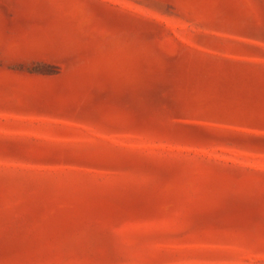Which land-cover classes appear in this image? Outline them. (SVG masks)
Masks as SVG:
<instances>
[{
	"label": "rangeland",
	"instance_id": "obj_1",
	"mask_svg": "<svg viewBox=\"0 0 264 264\" xmlns=\"http://www.w3.org/2000/svg\"><path fill=\"white\" fill-rule=\"evenodd\" d=\"M0 264H264V0H0Z\"/></svg>",
	"mask_w": 264,
	"mask_h": 264
}]
</instances>
